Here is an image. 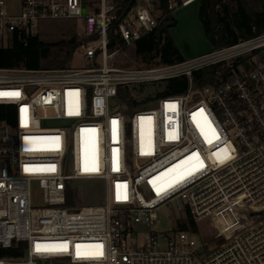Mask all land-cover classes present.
Segmentation results:
<instances>
[{"label":"built area","instance_id":"1","mask_svg":"<svg viewBox=\"0 0 264 264\" xmlns=\"http://www.w3.org/2000/svg\"><path fill=\"white\" fill-rule=\"evenodd\" d=\"M97 5L22 0L12 12L0 0V34L24 44L44 22L83 20L77 51L87 61L0 69V93H18L0 96V251L19 254L0 264H264V34L173 65L115 68L108 32L119 8ZM155 10L139 0L125 12L116 29L125 46L155 30ZM181 80L185 90L172 93ZM95 182L105 204L75 206L80 186Z\"/></svg>","mask_w":264,"mask_h":264},{"label":"trees","instance_id":"2","mask_svg":"<svg viewBox=\"0 0 264 264\" xmlns=\"http://www.w3.org/2000/svg\"><path fill=\"white\" fill-rule=\"evenodd\" d=\"M86 2V0H84ZM118 5L117 20L108 32V49L123 48V40L116 32L125 12L135 6L139 0H109ZM157 9L161 12L159 24L155 30L147 36L137 40L136 55L142 58L143 62L150 63L159 59L157 65H173L184 62L170 30L178 25L174 13L168 9L169 0H155ZM225 0H200L198 17L202 24L204 35L213 49L227 47L237 43L241 39H250L264 34V0H235L236 9H229L224 3ZM223 8L225 15L221 13ZM81 41L73 38L69 41H60L54 44H46L40 38L32 36L27 43L19 41L16 36L12 38V44L8 47H0V69L22 68L27 70H39L43 68L42 62L49 59L50 49L61 51L63 59L58 63L56 69H67ZM47 69V68H46ZM50 69V68H48ZM213 69H206L194 73V80L197 85L207 81L208 75ZM186 88V81L177 83L170 81L172 93H181ZM192 228L196 225L188 220ZM182 229H187L186 223L181 224ZM19 254L15 251H0V257H15Z\"/></svg>","mask_w":264,"mask_h":264},{"label":"rangeland","instance_id":"3","mask_svg":"<svg viewBox=\"0 0 264 264\" xmlns=\"http://www.w3.org/2000/svg\"><path fill=\"white\" fill-rule=\"evenodd\" d=\"M22 0H9L12 12H18L21 8ZM225 5L229 9H236L235 0H225ZM87 9L94 11L97 8V0H86ZM198 2L190 4L187 8L182 9V16L178 17L180 24L171 30V36L174 39L178 49L185 59H193L210 52L213 46L206 39L202 25L198 19ZM221 13L223 8L220 7ZM159 15V11L155 10ZM41 41L46 44H54L60 41H69L78 38L80 41L85 39V27L83 20H60L47 21L42 23L39 32L36 34ZM12 44V37L6 34H0V47H8ZM113 54L112 66L121 69H134L149 66H155L159 59H154L150 63L143 62L142 58L136 55L135 44L124 46L123 48L110 51ZM64 54L61 51L50 49L49 59L42 62L43 68L56 69L58 63L63 59ZM87 61L76 51L67 68H85ZM156 88L139 91V96L145 97ZM152 106V104H151ZM38 197V191L35 192ZM106 198V186L103 183L82 184L78 189V194L73 198L75 206L103 205ZM39 202V198L36 201ZM175 210L162 208L159 211V217L163 220V229L168 230L174 226ZM205 225V224H203ZM202 225V226H203Z\"/></svg>","mask_w":264,"mask_h":264},{"label":"snow or ice","instance_id":"4","mask_svg":"<svg viewBox=\"0 0 264 264\" xmlns=\"http://www.w3.org/2000/svg\"><path fill=\"white\" fill-rule=\"evenodd\" d=\"M15 96V95H18V93H0V96ZM58 139V138H57ZM118 199H119V195H118V197H117ZM98 247H101L102 248V246H98ZM51 251V250H61V251H66L67 250V247L66 246H63L62 248H60V249H41V247L39 246V245H37V251ZM78 254H79V249H78ZM99 254H101L102 255V252L101 253H99Z\"/></svg>","mask_w":264,"mask_h":264},{"label":"crops","instance_id":"5","mask_svg":"<svg viewBox=\"0 0 264 264\" xmlns=\"http://www.w3.org/2000/svg\"><path fill=\"white\" fill-rule=\"evenodd\" d=\"M199 1V0H198ZM198 1H196V2H198ZM195 3V2H194ZM188 6H186V7H182V8H179L178 10H176L175 12H174V16H175V18H176V20L178 21V25L180 24V21H179V19H178V17L180 16H182V13H180L181 11H182V9H184V8H187ZM198 12H199V8H198ZM179 15V16H178ZM198 19H199V17H198ZM200 21V20H199ZM201 23V22H200ZM177 25V26H178ZM202 25V24H201ZM203 28V27H202ZM172 30V29H171ZM171 30H170V34H171ZM204 32V31H203Z\"/></svg>","mask_w":264,"mask_h":264},{"label":"water","instance_id":"6","mask_svg":"<svg viewBox=\"0 0 264 264\" xmlns=\"http://www.w3.org/2000/svg\"><path fill=\"white\" fill-rule=\"evenodd\" d=\"M197 97H199V95H198V94H196V95H195V98H197Z\"/></svg>","mask_w":264,"mask_h":264},{"label":"bare ground","instance_id":"7","mask_svg":"<svg viewBox=\"0 0 264 264\" xmlns=\"http://www.w3.org/2000/svg\"><path fill=\"white\" fill-rule=\"evenodd\" d=\"M194 2H196V0H195V1H193L192 3H194Z\"/></svg>","mask_w":264,"mask_h":264}]
</instances>
